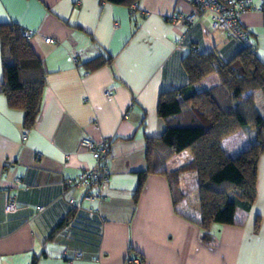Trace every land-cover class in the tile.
I'll return each instance as SVG.
<instances>
[{"label":"crops","instance_id":"obj_1","mask_svg":"<svg viewBox=\"0 0 264 264\" xmlns=\"http://www.w3.org/2000/svg\"><path fill=\"white\" fill-rule=\"evenodd\" d=\"M194 9L190 0H0V23L31 31L27 41L46 71L31 127L0 91V264H31L34 257L35 264H125L139 256L143 264H264V152L253 203L234 209L233 224H211L213 244L201 239L197 173L174 172L191 160L186 150L161 165L164 173L147 175L133 201L146 169V139L165 127L159 94L178 88L191 94L217 83L212 74L187 86L185 55L214 51L228 61L244 45L202 23L186 31L169 19ZM241 21L264 63V13L248 11ZM97 57L109 62L96 66ZM2 77L0 47V84ZM251 137L243 127L221 146L233 157ZM82 138L110 141L104 197L92 201L83 199L84 187L62 185L95 167ZM70 197L81 207L49 238L71 210ZM6 200L18 209L5 213Z\"/></svg>","mask_w":264,"mask_h":264},{"label":"trees","instance_id":"obj_2","mask_svg":"<svg viewBox=\"0 0 264 264\" xmlns=\"http://www.w3.org/2000/svg\"><path fill=\"white\" fill-rule=\"evenodd\" d=\"M105 1L120 4L136 0ZM0 47L1 91L10 106L24 111V125L31 127L40 110L46 71L18 25L0 23ZM93 62L98 66L109 61L97 57ZM182 64L187 86L198 84L212 74L216 75L217 83L191 94L183 88L159 94L157 113L164 119L165 127L160 135L146 139V169L138 173L133 201L137 202L147 175L164 173L160 169L164 162L188 151L191 160L174 172L197 173L201 239L213 244L211 224H233L234 209L248 210L256 196L257 162L264 152V116L256 105V94L264 98V63L252 48L243 45L228 61H221L214 51L191 50ZM243 127L252 132L250 144L229 157L221 141ZM75 211L71 207L49 238L72 220ZM138 258L137 264H143L142 256ZM36 260L34 257L31 264Z\"/></svg>","mask_w":264,"mask_h":264},{"label":"built area","instance_id":"obj_3","mask_svg":"<svg viewBox=\"0 0 264 264\" xmlns=\"http://www.w3.org/2000/svg\"><path fill=\"white\" fill-rule=\"evenodd\" d=\"M194 5V10L188 14L177 13L169 17L174 24L184 23L186 31L190 30L198 23L204 24L210 30L220 32L226 36L235 38L242 42L245 46L252 48L251 34L242 26L241 17L248 11H260L264 13V0H190ZM23 37L28 40L31 37V31L22 29ZM47 43L54 42L50 37H43ZM77 52L71 55L76 60ZM1 91V84H0ZM110 95V91L106 92ZM25 137V134L22 135ZM81 146L89 149L95 158V167L93 169L80 172L75 178H67L62 185L65 189L84 187L86 192L83 196L85 200H95L103 198L104 193L102 186L108 181L109 167L107 159L109 155V140H102L95 143L89 138H82L79 142ZM71 207L78 210L81 204L78 200L70 197L68 199ZM18 209L17 204L13 200H6L4 204V212L11 213ZM42 206H38L37 210L41 211ZM77 253L76 256H79ZM138 257H128L125 264H137Z\"/></svg>","mask_w":264,"mask_h":264},{"label":"rangeland","instance_id":"obj_4","mask_svg":"<svg viewBox=\"0 0 264 264\" xmlns=\"http://www.w3.org/2000/svg\"><path fill=\"white\" fill-rule=\"evenodd\" d=\"M256 105L258 107L260 114L264 116V98L262 97L260 93L256 94Z\"/></svg>","mask_w":264,"mask_h":264}]
</instances>
